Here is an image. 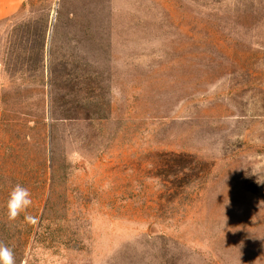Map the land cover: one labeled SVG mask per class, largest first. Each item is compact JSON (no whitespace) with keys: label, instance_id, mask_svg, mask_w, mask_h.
<instances>
[{"label":"rangeland","instance_id":"obj_1","mask_svg":"<svg viewBox=\"0 0 264 264\" xmlns=\"http://www.w3.org/2000/svg\"><path fill=\"white\" fill-rule=\"evenodd\" d=\"M0 125L15 264H264V0H26Z\"/></svg>","mask_w":264,"mask_h":264},{"label":"clouds","instance_id":"obj_2","mask_svg":"<svg viewBox=\"0 0 264 264\" xmlns=\"http://www.w3.org/2000/svg\"><path fill=\"white\" fill-rule=\"evenodd\" d=\"M32 206V199L29 190L20 184L10 191L7 200V216L10 221H15L21 213H26L27 209ZM25 219L32 224L36 223L34 217L26 215ZM0 264H15L13 250L0 242Z\"/></svg>","mask_w":264,"mask_h":264},{"label":"crops","instance_id":"obj_3","mask_svg":"<svg viewBox=\"0 0 264 264\" xmlns=\"http://www.w3.org/2000/svg\"><path fill=\"white\" fill-rule=\"evenodd\" d=\"M26 0H0V21L8 19L18 13Z\"/></svg>","mask_w":264,"mask_h":264},{"label":"trees","instance_id":"obj_4","mask_svg":"<svg viewBox=\"0 0 264 264\" xmlns=\"http://www.w3.org/2000/svg\"><path fill=\"white\" fill-rule=\"evenodd\" d=\"M6 126H8V125H6ZM0 128H2L1 125H0Z\"/></svg>","mask_w":264,"mask_h":264}]
</instances>
